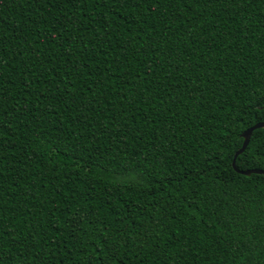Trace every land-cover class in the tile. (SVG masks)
Segmentation results:
<instances>
[{
  "label": "trees",
  "instance_id": "16d2710c",
  "mask_svg": "<svg viewBox=\"0 0 264 264\" xmlns=\"http://www.w3.org/2000/svg\"><path fill=\"white\" fill-rule=\"evenodd\" d=\"M262 101L264 0H0V261L264 264Z\"/></svg>",
  "mask_w": 264,
  "mask_h": 264
},
{
  "label": "water",
  "instance_id": "95a60500",
  "mask_svg": "<svg viewBox=\"0 0 264 264\" xmlns=\"http://www.w3.org/2000/svg\"><path fill=\"white\" fill-rule=\"evenodd\" d=\"M264 108V105L263 107ZM258 128H264V123L263 122H259V123H256L254 124L253 126L247 128L242 134H241V138H242V144H241V147L234 153L233 155V160H232V167L233 169L238 172V173H241V174H244V175H249L251 173H258V174H264V170H246V171H240L238 170L236 167H235V159L236 157L243 152V150L246 148L247 144H248V141H249V138L251 136V133L253 130L255 129H258Z\"/></svg>",
  "mask_w": 264,
  "mask_h": 264
},
{
  "label": "snow or ice",
  "instance_id": "6c2138e0",
  "mask_svg": "<svg viewBox=\"0 0 264 264\" xmlns=\"http://www.w3.org/2000/svg\"><path fill=\"white\" fill-rule=\"evenodd\" d=\"M262 103H264V101H262ZM0 264H3V262H2V261H0Z\"/></svg>",
  "mask_w": 264,
  "mask_h": 264
}]
</instances>
